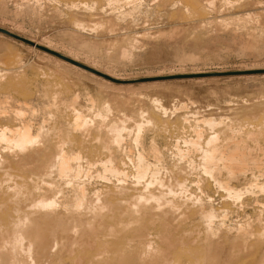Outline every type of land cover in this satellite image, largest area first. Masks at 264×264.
Masks as SVG:
<instances>
[{
  "label": "bare ground",
  "instance_id": "1",
  "mask_svg": "<svg viewBox=\"0 0 264 264\" xmlns=\"http://www.w3.org/2000/svg\"><path fill=\"white\" fill-rule=\"evenodd\" d=\"M106 1L107 15L99 9L87 15L93 29H119L111 10L136 0ZM150 9L165 18L164 37L202 33L211 45L219 40L262 54L264 0H152ZM159 28L136 39L158 40ZM4 55L11 67L0 58V92L13 91L7 96L28 106L22 72L12 70L22 61ZM247 69L264 64L237 68ZM253 78L234 80L243 88ZM103 89L113 102L103 99L93 117L77 108L75 94L68 108L51 99L47 121L0 98V264H264V92L244 97L239 89L220 110L193 101L171 109L156 94L120 97ZM133 97L144 108L123 117L109 113L118 104L130 108ZM170 126L180 128V141L156 142Z\"/></svg>",
  "mask_w": 264,
  "mask_h": 264
},
{
  "label": "rangeland",
  "instance_id": "2",
  "mask_svg": "<svg viewBox=\"0 0 264 264\" xmlns=\"http://www.w3.org/2000/svg\"><path fill=\"white\" fill-rule=\"evenodd\" d=\"M71 1L75 3V0ZM71 1L0 0V27L12 33L23 36L27 39L29 38V40L33 41L34 43H37V41L41 42L42 44L37 43L41 46H46L49 44L48 46L55 49L54 51L72 58L73 60L77 59L76 61L81 62L87 66L89 65V67L91 68H93L94 66L96 70H99L103 73L106 72L117 77L125 78L124 80L181 73L193 74L200 72L226 71H238L240 73L232 75H210L187 78L155 79L135 82H112L65 60H62L48 52L36 48L35 46L29 45L0 33V58L2 60V57L5 56L4 53L6 55L9 53L10 55L16 54L19 58V62L22 61L20 63L21 65H18L12 70H16L18 71V73L22 72L20 73V76L23 79L24 84L28 88L26 92L30 97V101L28 104L32 105V108L29 105H23L20 100V103L17 102L18 100L15 101L16 97L13 96V94L8 93V95L10 97H13L14 99L7 96V92L13 93V91L7 90L5 91L6 94L5 92H0V98L4 99L6 103L11 99V102H9V104L12 105L13 103V106L15 105L16 107L20 108L25 107V110L30 109L28 111H34V116L35 118L37 117L38 121L42 118H46V121L48 120L47 110L51 108L50 104L52 100H55L56 102L58 101L57 104L59 102L60 104H66V108H68L67 104L70 102L74 94L77 95V101L75 102L77 108L83 110L82 113L86 114V117H93V112L96 108L100 107L102 101L107 99L110 102L112 100L111 96L109 94V96H107V91H105L103 88H108L109 91H113V93L116 94L123 93V97L128 93V91L135 90H137L138 93L141 91L140 95H142L144 98L156 94L155 97L157 96L160 101L162 100L161 102H165V106L167 105L169 106V108L172 107L171 109H173V106L177 107L178 103H180L179 105H181V102L182 104L184 103L189 106L190 102L193 101L194 103L192 104L194 105L209 104L211 106L219 107L220 110H222L221 107L227 104L230 97H232V94L234 96L239 89V92H241L242 96H248V93L253 94V91L255 93L253 94L254 96L258 94L262 95V92H264V77H260V75L262 73L264 74V72H254L253 74V72L248 71L258 69L237 70V68L250 67L256 64H264V48L260 57L250 54L245 50H240V48L236 47L235 45L229 44V46H227V43L225 42H222V44L219 40H214L213 42H216L213 43L214 45H211L209 43V39L207 40L208 36L206 37V35L202 33L190 34V32H186L179 37H175L174 35H172V37L170 38H168L167 36L164 37L166 35L165 33H168V29H165L167 27H163L166 26V24L163 23L165 22V18H162V16L159 17L153 11H151L150 7H152V0H139L140 2L136 0L138 3L135 1L136 3L134 2L132 6L131 4L124 5L120 3L118 8H114L113 11L111 10L113 14H118L120 17H118L120 24L119 29L112 30L107 26H96V28L93 29V27L91 26L93 24V17L92 15H89L91 17H88L87 15L94 13L98 9V11H100V14L107 15V12H109V6L106 4L107 1L85 0V3L84 0H78L79 2L76 1V5L73 6V8L70 4ZM124 7L125 9L128 8L129 10L128 12H126V14H122L120 16L118 11H122V9L124 10ZM146 9L150 11L148 12ZM237 14L238 13H236V15ZM76 20H80V22L84 23V26L86 27L80 28L73 24V22ZM157 27H160V35L158 36V40L148 39V41L142 43L140 40L138 41L136 39L137 34H140L142 31H147L146 28H148V30L156 31L158 30ZM117 32H125L127 34L126 36H121L117 34ZM262 33L264 35V31ZM154 34L156 35V33ZM216 43L220 45H217ZM2 61H5L3 63V65H5H0V67H11L9 66L10 64L7 63L9 62L8 60ZM20 69L23 71H20ZM22 74L25 76H23ZM240 74L255 75V78L252 79L253 81L249 79V81L243 84L245 85L243 86V88H239L236 85V81L234 79H236L237 75ZM30 78L31 80H29ZM104 80L108 82H104ZM45 82L49 84H46ZM255 82L258 85L262 84V86L258 87ZM124 83L130 85H127V87H121L120 85H123ZM47 86H49L48 89H46ZM118 86H120L121 88H118ZM159 87L162 88L160 89ZM29 88L31 91L29 90ZM37 88L44 91L45 96H42V91L38 90ZM261 88L262 90H260ZM35 90L36 92L40 91V93H36ZM160 90L164 92H161ZM126 91L127 93L124 94ZM249 91L252 92L250 93ZM239 92L237 93L238 95L236 94L237 96L241 95L239 94ZM138 93L136 92L134 95L136 96L138 95ZM225 93L228 94L226 95ZM229 93L231 95H229ZM119 94L118 96L122 97L121 94ZM167 94L168 97L166 98ZM224 94L226 96V99ZM6 96L8 97L7 99ZM34 96L36 97V99ZM250 97H252V95ZM100 98L102 99L101 101ZM165 98L168 99V101H166ZM91 99L93 100L92 105L90 103ZM132 99L135 98L133 97L130 99V108L126 106L123 107L121 104H118L119 109L114 110L115 107H113L109 113L114 116L123 117V112L126 114L125 116H127V114L129 115L132 110H137V106L140 107L142 105V107L144 108L145 104L143 102L139 101L138 103V101H132ZM111 102H113V100ZM215 103L217 106L215 105ZM44 113H46L47 115ZM110 114L109 116H111ZM175 114H177V112H175L174 114H169L168 117H171L172 119L175 117ZM168 128L171 134L167 129V131L159 134L160 136H162L161 138L156 134V136L153 135L154 137H156V139L154 138V140H156V142H160L159 144H162V142H174L175 140H171L172 137H174L175 139L177 138L176 141H180L178 140L179 138L181 139L180 135H182L179 133L180 128H178L177 130L173 129V127L171 128V126ZM176 131L178 132V135L180 134L179 136H177V134L175 133ZM166 132L170 135L174 133L175 136L168 137ZM150 135L152 136V133H147L145 135V141H148L149 137V139H151ZM165 135H167V138ZM125 140L124 142H128L127 137H125Z\"/></svg>",
  "mask_w": 264,
  "mask_h": 264
},
{
  "label": "water",
  "instance_id": "3",
  "mask_svg": "<svg viewBox=\"0 0 264 264\" xmlns=\"http://www.w3.org/2000/svg\"><path fill=\"white\" fill-rule=\"evenodd\" d=\"M0 33L6 35V36H9L13 39H16V40H19V41H22L24 43H27L29 45H32V46H35L36 48H39L45 52H48L62 60H65L71 64H74L80 68H83L91 73H94L95 75H98L100 77H103L105 79H108L112 82H135V81H147V80H155V79H169V78H187V77H200V76H210V75H232V74H237V73H240L238 71H226V72H201V73H193V74H190V73H185V74H172V75H165V76H156V77H144V78H139V79H129V80H118L116 78H113L99 70H96L94 68H91L81 62H78L76 60H73L57 51H54V50H51V49H48L44 46H41L39 44H36L34 43L33 41L23 37V36H20L18 34H15V33H12L2 27H0ZM248 72H264V70H250Z\"/></svg>",
  "mask_w": 264,
  "mask_h": 264
}]
</instances>
